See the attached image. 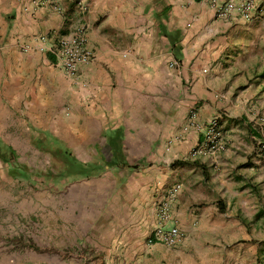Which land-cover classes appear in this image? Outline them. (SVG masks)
<instances>
[{"label": "crops", "instance_id": "obj_1", "mask_svg": "<svg viewBox=\"0 0 264 264\" xmlns=\"http://www.w3.org/2000/svg\"><path fill=\"white\" fill-rule=\"evenodd\" d=\"M261 14L226 22L208 0H0V181L18 179L27 151L53 156L39 140L77 167L49 176L63 188L48 239L69 252L38 261L4 251L0 264H261L264 159L252 152L251 115L228 105L232 76L253 66L233 58L246 54ZM81 27L92 58L72 76L51 47ZM214 116L227 147L193 156ZM175 183L169 224L184 242L150 243Z\"/></svg>", "mask_w": 264, "mask_h": 264}, {"label": "rangeland", "instance_id": "obj_2", "mask_svg": "<svg viewBox=\"0 0 264 264\" xmlns=\"http://www.w3.org/2000/svg\"><path fill=\"white\" fill-rule=\"evenodd\" d=\"M262 4L264 5L263 2ZM259 16L262 18L264 14ZM246 41V46L248 45L246 54L236 55L233 60H239L242 63L251 62L253 66L245 74L232 76L233 79L231 78L230 82L236 81V84L228 105L231 111L239 113L238 118L246 117L247 113L251 115L252 120L247 125V128L256 137L255 140L253 139L255 144H253L254 149L252 152L257 154L258 158L264 159L258 150L259 136L252 132V129L255 132H259L258 122H264V76L261 74L264 72V24L255 25L254 36ZM47 143L39 140V151L45 152L53 148L54 150L50 151L54 156L53 159V156L37 155L34 151L31 153L27 151L29 157L26 161L27 165H20L18 170H14L17 174L20 173L17 176L18 179L0 181V223L2 224L0 228V244L13 243L12 247H0V259L1 255H4V251H8L9 254L16 253V256L19 255L20 251L26 252V257L28 258H31L32 255L30 256V254L32 253L33 258L38 261L39 259L50 260V258L59 256L61 252H69L68 247L70 248V246L66 244L55 246L48 239L52 235L51 224L45 222H50L46 220L51 216L52 203L55 199L54 197H56L58 185L60 186L57 180H51L49 176H53L55 179L63 176L69 177L72 174H76L77 167L69 164L68 160L71 161L73 158L69 159L67 151L63 154V151H59L60 147H55L49 141ZM58 158V161L62 163L60 166L55 160ZM51 159L54 161L53 165H51L53 162ZM34 163L37 164L34 165ZM31 169L33 171H30ZM54 170L57 172L55 175ZM39 173L44 174L47 178L40 181L39 179L35 181V178L30 180L31 174L39 175ZM62 188L63 186H60L59 189ZM42 207H45L46 210ZM41 212H44V214L42 215ZM260 232L263 236V229L259 230L256 227L255 233L259 234ZM10 234H12L13 240H9V237L8 239L3 238V236ZM55 235L56 233H54ZM236 250L238 251V249ZM255 255L257 256L255 257L257 263L264 264V240L261 245L256 247ZM7 264H18V262L16 259L13 261L9 259Z\"/></svg>", "mask_w": 264, "mask_h": 264}, {"label": "built area", "instance_id": "obj_3", "mask_svg": "<svg viewBox=\"0 0 264 264\" xmlns=\"http://www.w3.org/2000/svg\"><path fill=\"white\" fill-rule=\"evenodd\" d=\"M215 9L217 18L230 22L232 19L241 18L252 21L258 12H264V5L255 0H208ZM29 50V49H27ZM58 56V64L69 74H77L78 66L92 58V51L88 47L87 29L81 27L76 31L58 37L57 42L51 47ZM259 154L264 157V122H258ZM203 140L193 150V156L213 155L227 147L225 130L219 116L209 119L203 126H199ZM182 184L175 183L168 190L165 198L158 203L159 223L151 232L149 242H159L167 246H178L184 242V233L176 224L171 222V208L176 201Z\"/></svg>", "mask_w": 264, "mask_h": 264}, {"label": "trees", "instance_id": "obj_4", "mask_svg": "<svg viewBox=\"0 0 264 264\" xmlns=\"http://www.w3.org/2000/svg\"><path fill=\"white\" fill-rule=\"evenodd\" d=\"M263 76H264V72L263 73H261ZM175 164H178V163H175Z\"/></svg>", "mask_w": 264, "mask_h": 264}]
</instances>
